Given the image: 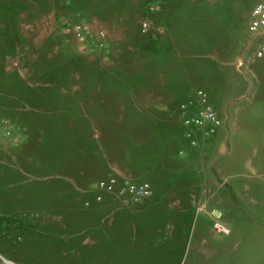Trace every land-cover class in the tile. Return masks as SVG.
I'll return each instance as SVG.
<instances>
[{
	"label": "rangeland",
	"instance_id": "1",
	"mask_svg": "<svg viewBox=\"0 0 264 264\" xmlns=\"http://www.w3.org/2000/svg\"><path fill=\"white\" fill-rule=\"evenodd\" d=\"M262 16L0 0V264H264Z\"/></svg>",
	"mask_w": 264,
	"mask_h": 264
},
{
	"label": "built area",
	"instance_id": "2",
	"mask_svg": "<svg viewBox=\"0 0 264 264\" xmlns=\"http://www.w3.org/2000/svg\"><path fill=\"white\" fill-rule=\"evenodd\" d=\"M261 16V15H260ZM264 16H262L261 18H258L256 21H254V25L256 27H260L261 25H264ZM213 214L218 217L219 216V213L218 212H213ZM214 227L216 228V230L218 231H226L224 228H221L218 226V224H214Z\"/></svg>",
	"mask_w": 264,
	"mask_h": 264
},
{
	"label": "water",
	"instance_id": "3",
	"mask_svg": "<svg viewBox=\"0 0 264 264\" xmlns=\"http://www.w3.org/2000/svg\"><path fill=\"white\" fill-rule=\"evenodd\" d=\"M7 263H11V264H13L12 262H10V261H7V260H5Z\"/></svg>",
	"mask_w": 264,
	"mask_h": 264
},
{
	"label": "bare ground",
	"instance_id": "4",
	"mask_svg": "<svg viewBox=\"0 0 264 264\" xmlns=\"http://www.w3.org/2000/svg\"><path fill=\"white\" fill-rule=\"evenodd\" d=\"M11 264V263H10ZM14 264V263H13Z\"/></svg>",
	"mask_w": 264,
	"mask_h": 264
},
{
	"label": "crops",
	"instance_id": "5",
	"mask_svg": "<svg viewBox=\"0 0 264 264\" xmlns=\"http://www.w3.org/2000/svg\"><path fill=\"white\" fill-rule=\"evenodd\" d=\"M10 264V263H9Z\"/></svg>",
	"mask_w": 264,
	"mask_h": 264
}]
</instances>
